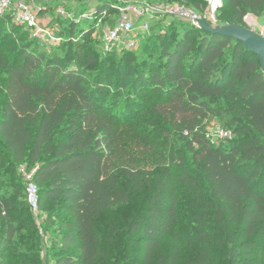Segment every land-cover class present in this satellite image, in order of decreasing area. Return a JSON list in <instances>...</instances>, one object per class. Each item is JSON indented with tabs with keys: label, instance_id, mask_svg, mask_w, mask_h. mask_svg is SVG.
I'll return each mask as SVG.
<instances>
[{
	"label": "trees",
	"instance_id": "16d2710c",
	"mask_svg": "<svg viewBox=\"0 0 264 264\" xmlns=\"http://www.w3.org/2000/svg\"><path fill=\"white\" fill-rule=\"evenodd\" d=\"M97 2L102 37L117 8ZM221 3L231 25L264 16V0ZM0 21L15 24L11 14ZM77 26L71 22L70 37ZM12 36L0 27V264H264V72L257 57L187 23L153 33L139 62L128 51L97 65L90 54L85 69L77 63L79 41L62 66L25 45L6 49ZM142 108L150 118L133 120ZM215 122L231 129L227 147L206 138ZM146 125L160 139L182 142L193 164L177 151L162 153L167 144ZM18 166L35 171L44 237L27 219L25 189L21 204ZM182 195L193 210L184 228ZM136 200V212L116 228L108 216ZM117 237L123 249L115 257ZM126 252L134 259L124 261Z\"/></svg>",
	"mask_w": 264,
	"mask_h": 264
},
{
	"label": "rangeland",
	"instance_id": "374dc122",
	"mask_svg": "<svg viewBox=\"0 0 264 264\" xmlns=\"http://www.w3.org/2000/svg\"><path fill=\"white\" fill-rule=\"evenodd\" d=\"M110 3H115V8L125 7V6H139V7H149L151 9V13L146 17L149 21L151 29L148 31H141L139 29V24H136V31L134 32V36L136 37V47L132 53L135 57V62H139V60L143 57L142 49L148 43L151 35L162 33L164 34L168 29H178L179 27H183L185 25L184 22L178 20L176 17L167 14L166 9L174 6L185 7L188 6V9L193 10L198 15L204 16L206 12V0H107ZM10 4L17 5L18 3H23L28 6L37 16L38 23L41 28L50 27L54 37L58 39L56 45L48 46L45 43H42L40 38L36 36V32L33 29H30L26 25L16 23L12 24L10 21L1 22L0 27H2L7 33H12L13 36L6 42V49L13 48L18 50L22 48V46H27L29 50L38 53L39 51L44 52V55H49L55 58H59L62 60V66L68 65L70 60H73V48L75 42L79 41L80 49H82V54L79 55L78 62L82 68L85 69V59L88 55H94L98 59V64L111 65L114 60L123 57V53L128 51H118V50H106L105 45L102 42V37L99 35L100 29L97 30L96 18L94 15V9L98 4L97 0H9ZM57 7V9H54ZM222 7V6H221ZM221 7L219 9H221ZM61 9L63 15H58L57 10ZM230 15L229 11L218 13L215 16V21L217 26H228L231 25L228 16ZM117 16V15H115ZM71 22L75 23V25H79L74 29V33L72 36H69V26ZM237 26H242L251 32L258 34L262 38H264V16H254L251 15L246 20L243 19L238 23ZM103 30V29H102ZM86 34H89L86 36ZM14 37L17 38L14 41ZM37 40L38 44L35 43ZM70 44H67V43ZM71 46V47H70ZM103 64V65H104ZM88 71L93 73V69L88 68ZM5 89V79L3 73H0V101L2 99L3 90ZM141 98V96H140ZM150 115L144 111V109H140L138 114L133 118V120L140 121L144 119H149ZM147 128L152 129L153 126L146 125ZM214 126H217V123H214ZM227 130L231 131L230 128ZM154 139H160L155 129ZM209 143L213 146L219 147L222 143L224 147H227V143L222 140H215L213 137L208 134L206 136ZM233 138V134H231V138ZM162 142H165L167 145L163 146L162 153H171L173 151H177V153L184 156L189 165L193 164L192 154L188 152V150L184 149V144L178 143L174 136L169 135L161 138ZM28 172L25 166H18L15 170L16 178L14 182L18 185V190L20 194L21 204L24 203V189H25V181L24 174ZM182 205L179 207V216L181 218V227L184 228L192 214L193 210L189 208L187 203H185L186 196L182 195ZM139 207L138 201H132L129 204L119 207L114 212H112L108 218L114 221L116 228H121L125 225V222L136 212ZM45 208H42L38 213H32L28 211L27 219H32L35 222L36 228L40 230V236L44 237L42 226L44 221V212ZM116 244L113 247L111 252L112 255L120 256L122 253V238H116ZM125 260L129 262V260H133V257L127 255L125 253Z\"/></svg>",
	"mask_w": 264,
	"mask_h": 264
},
{
	"label": "built area",
	"instance_id": "2783aa9c",
	"mask_svg": "<svg viewBox=\"0 0 264 264\" xmlns=\"http://www.w3.org/2000/svg\"><path fill=\"white\" fill-rule=\"evenodd\" d=\"M221 0H206V12L204 16L198 15L193 10L185 7H170L166 9V13L176 17L178 20L187 23L195 28H199L200 22L204 21L210 27H217L215 16L221 7ZM117 10V16L115 17V23L113 27H105L103 30L102 42L105 45L106 50H118L120 51H133L136 47V37L134 32L136 31V24L138 23L141 31H148L150 28L147 16L152 12L149 7L139 6H125L120 7ZM58 15H63L61 9L57 10ZM11 14L13 21L26 25L30 29H33L36 36L40 38L42 43L48 46L56 45L58 39L54 37L50 27L41 28L37 16L31 12V9L23 3L17 5H11L9 0H0V16ZM251 15H247L246 20ZM101 24V19L97 23V28ZM210 134L215 140H225L231 138V132L224 130L218 126H212L208 129ZM35 171L25 172V196L26 202L30 212H39V191L34 181Z\"/></svg>",
	"mask_w": 264,
	"mask_h": 264
},
{
	"label": "water",
	"instance_id": "95a60500",
	"mask_svg": "<svg viewBox=\"0 0 264 264\" xmlns=\"http://www.w3.org/2000/svg\"><path fill=\"white\" fill-rule=\"evenodd\" d=\"M199 29L210 34L220 35L240 42L248 52L258 58L260 67L264 72V38L258 34L242 26L235 25L212 28L204 21L200 22Z\"/></svg>",
	"mask_w": 264,
	"mask_h": 264
}]
</instances>
